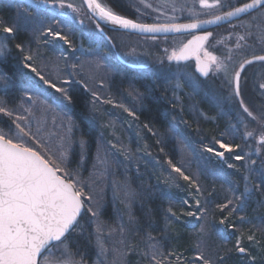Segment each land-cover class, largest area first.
<instances>
[{"label":"rangeland","instance_id":"1","mask_svg":"<svg viewBox=\"0 0 264 264\" xmlns=\"http://www.w3.org/2000/svg\"><path fill=\"white\" fill-rule=\"evenodd\" d=\"M16 1L28 4L36 2V0ZM238 1L242 0H220L222 7L203 8L200 6L199 0H126L135 11L138 22L146 23V20H149L152 24H171L210 18L218 15L222 9L234 6ZM98 2L100 1L98 0ZM208 2L211 4L214 3V0H208ZM65 3L72 4L78 11H73L67 7L62 9L58 6H48L39 9L34 8V15L39 14V10H42V15L49 12L51 15L58 16L78 26V31L83 32L81 34H84L87 40L91 39L92 42L87 41L88 47L85 49L69 47L59 40H54L50 44L43 42L42 48L49 50L48 52L40 50L39 56L35 57L34 60L37 71L58 86L68 89L69 87L66 85L69 84L62 83L64 80H69L71 81L70 84L77 85L84 82L88 92L93 97V102L99 104H95L90 109L94 114L92 120L94 126L97 127L98 134L91 158L88 157L85 143L82 148L81 141L77 137L76 139L71 137L72 127L69 130V120L64 116L69 107L68 105L65 106L67 102L63 101L60 93L48 88L37 76H34L33 80L30 79L37 83L40 94L38 93V96L35 97L28 94L23 104L19 106V110H22V112H16L15 110L13 115L8 117L10 122H6L4 126L6 132L1 129L0 132L11 136L13 139L19 136L20 139L34 148L37 147L38 141L40 150L46 151L48 155L57 160L60 158V153L66 151V166L72 170L78 168L85 185L91 184L94 196L92 203L94 206H100V214L104 207V199L106 198L111 202L113 219L108 221L101 216V219L108 226L118 229L119 225L123 223L127 227L129 212L134 215V207H132L134 198L130 199L126 195L134 193V191L131 189L129 182L124 179L125 168L131 167L136 177H139L144 174L145 170L141 171L137 166L139 164L145 165L146 160L154 162L152 165L155 166L156 179L160 184L164 180L165 187L168 190L175 185L176 177L169 165L166 167L164 164V168L161 169L158 162L156 163L155 159L153 160L147 144L141 145L137 149H131L129 147L130 137L128 136V139L126 136H121L120 120L122 123L125 122L126 125L123 124L126 126V130L133 127L131 118H128L130 120L127 119L130 115L124 110L125 108L129 110L126 104L133 100L131 94L126 92L127 89L116 88V90H110L107 75H103V66L106 60L111 59L116 63L132 68H143L151 73L153 81H158V84L165 88V96L169 104L167 115L174 111V118L182 125L180 127V130L183 131L182 134L184 136L190 135L189 139L184 138L181 134L182 144L178 147L180 150L179 160L184 171L194 174L204 172L212 174L216 176L215 180L221 185L220 188H222L224 182L232 183V180L226 176V172L235 173L237 171L236 167H223L224 160L206 151V149L211 147L223 151L219 149L217 141L234 145L236 142L238 143L239 139L241 141L238 151L245 156V160H234L237 168H239L237 172L242 174V179L244 175L248 174L244 167L248 160H255L256 164L252 167L257 170L260 169L262 163H264V145L258 142L259 135L264 132V119H261V113H264V89L260 87L261 84H264V62L248 66L242 74L240 86L244 94L242 93L237 97L234 93V83H230L242 61L247 57L264 54V36L259 34L255 27L250 30L242 27L251 19L249 15L242 20L240 19L235 23L212 31V36L204 47L211 54L218 57L222 67L219 71H216V66L212 65V70L206 78L202 79L194 71L196 64L194 60L185 63H174L173 60L168 59L174 51L178 52L183 47L191 35L157 38L141 37L115 31L108 32L105 31L106 29L101 31L100 26L97 27L98 24L87 13L81 0H65ZM252 15H256V13ZM1 20L0 17V29L5 25L4 21ZM249 31H251V35L247 34ZM7 35L0 30V39ZM239 36H245V39L240 40V47H237ZM42 39L43 41L46 39L51 40V37L43 35ZM94 42L98 43L97 46L90 47L89 44H94ZM6 43L7 49L4 50V55L0 56V60L6 58L14 60L15 56L11 54L8 40ZM99 43H103V48H100ZM63 53L67 54L63 55ZM229 55L230 59L228 58ZM201 56L203 57V53H201ZM74 65L75 67H73ZM31 68L25 67L29 75H32ZM100 73L102 75H99ZM193 80L199 84L198 88L194 89ZM118 89L123 94L118 93ZM109 91L113 93L110 94ZM247 92L248 94L245 95ZM108 94L115 97L120 94L121 103H112L113 99L106 98ZM29 96L32 97L31 100L28 99ZM241 99L253 115L258 117L257 120H253L244 112L240 105ZM208 115H211V121L217 119L224 127L222 136L217 139H213L201 131L199 124L205 123ZM16 117H20V119L17 120ZM185 119L188 121H185ZM17 123L26 132H30L35 139L21 134L16 127ZM245 125H247V128ZM248 131H252L253 136H246ZM113 144L116 145L115 148L112 147ZM73 154L76 163L71 166L68 162ZM125 154L129 158L126 159ZM227 154L231 153L226 152L225 155ZM193 156H195V160L191 163ZM215 158L222 162V164L219 163L222 167L218 165L219 168H211L210 164L215 162ZM193 164H195V168H193ZM147 169L150 170L148 167ZM104 190L108 191L107 197H103ZM218 194L221 196V191ZM125 202L130 204V207H126ZM254 209L251 211L255 214L257 210L254 211ZM245 213V216L251 215L250 211ZM82 215L84 217L82 225L85 231L89 230L92 234L95 247L94 226L90 223L92 217L86 212V209ZM243 226L248 228V231L251 228V225L248 224ZM221 229L223 228L221 227ZM244 234H248V232ZM125 235L127 240L130 241V234L126 232ZM119 238L117 232L111 240H108L107 237L105 239L109 248L115 244L127 255L130 254L127 244L119 245L115 243ZM73 251L75 252V250ZM148 251L146 246L145 253ZM145 253V260L150 264L151 256L146 257ZM79 258V256H76V259ZM96 259L97 250L95 248V257L91 264H94ZM111 259L112 253L110 252L109 260ZM123 262L124 264H130L127 261V256L123 257Z\"/></svg>","mask_w":264,"mask_h":264},{"label":"snow or ice","instance_id":"2","mask_svg":"<svg viewBox=\"0 0 264 264\" xmlns=\"http://www.w3.org/2000/svg\"><path fill=\"white\" fill-rule=\"evenodd\" d=\"M200 6L203 8H219L222 7L220 0H214V3H209L208 0H199ZM84 3L93 12L98 15L100 19L111 22L114 25H119L124 29H134L141 32H180L182 30L197 29L201 27L200 22H193L189 24H163V25H147L134 23L132 20L126 19L116 14L111 8L98 2V0H84ZM56 7L70 8L73 11H78L72 4H66L65 0H36L34 4L29 3L28 8H24V27L28 29L27 16L31 15L30 8H42V7ZM19 8L20 6L17 5ZM231 11H227L223 16H216L214 20L205 21L204 23H216L221 20H231L233 17H241L242 14L249 15L251 19L242 25L247 29L256 28L257 32L264 36V0H247L240 6H230ZM256 13V15H252ZM19 16V13H18ZM82 23V21H81ZM20 25L4 26L2 30L8 34L3 39H0V56L4 55V50L7 49L6 41L14 39V33L19 30ZM99 27V25H97ZM251 35V31L247 33ZM46 37H51V40L46 39L44 43L50 44L54 40L63 41L65 45L72 46V41L69 37L63 34L61 31L54 30L52 27H48L46 31L39 33ZM212 36L211 32H207L202 36H193L187 44H184L179 51H174L169 60L186 61L192 57L196 59V68L203 76H207L211 71V66H216V71H219L222 67L217 56L211 54L205 49V44ZM38 38V37H37ZM245 36H239L237 47H240L239 41L244 40ZM16 47L21 52L24 51L22 44H16ZM74 50V49H73ZM201 53H203L204 59H201ZM231 58L230 55L228 57ZM25 60H32L31 55L24 56ZM254 61L264 62V55L254 56L252 60H245L240 65V71L234 73L232 81L234 83V92L237 97L241 95L240 91V72L244 70L246 64H251ZM26 68L30 65L25 64ZM75 67V65L73 66ZM31 71L36 74L39 80L43 81L50 89H54L55 92L60 93L63 101L67 102L65 106L73 103L71 93L67 88L58 86L56 83L49 79H46L41 72L36 68H31ZM0 79H5L4 73L0 71ZM63 84H70L71 81L64 80ZM193 87L198 88L199 84L193 80ZM260 87L264 89V84ZM32 99L31 96L28 97ZM110 102V101H109ZM240 105L244 112L248 114L253 120H257L258 117L245 106L244 101L240 100ZM121 107H123L121 105ZM129 115H135V113L124 109ZM0 112L5 113L8 116L13 115L5 107L0 106ZM17 120L20 117H16ZM261 119H264V113H261ZM72 122L69 121V130H71ZM16 127L20 130V133L31 136L30 132H26L20 124H16ZM147 127V125H145ZM247 128V125H245ZM246 136H253L252 131L246 132ZM259 144L264 145V132L259 135ZM84 141H81V147H84ZM219 149L207 148L206 151L213 153L215 156L224 160L225 153H233L231 159L236 161L245 160V156L241 155L238 151L239 145H231L224 142L217 141ZM116 147L115 144L112 145ZM122 154L123 150L121 149ZM259 152V150H257ZM125 158H129L125 154ZM67 152L62 151L60 153L59 160L54 159L48 155L46 151H42L39 148V142L37 141V147L29 146L26 142L17 136L13 139L0 132V264H86L85 255L72 251L69 247V240L73 233H81L85 231L84 226L80 223L82 212L86 209V212L90 214L92 219L90 223L94 226V239L95 248L97 250V259L94 264H124L123 257L127 255L125 251L117 248L115 244L109 248L106 242L118 232L119 239L115 242L119 245H126L128 251H132L134 246L127 240L125 233L139 234L141 225L137 218L129 212L127 227L121 223L119 228H113L108 226L102 219L100 214V206H94V196L92 194L91 184L85 185L84 180L80 176L79 169L72 170L66 166ZM172 166V170L177 172L185 181L190 184L193 183L191 178L182 171L181 168L172 165L171 161H168ZM256 164L255 160H248L244 167L248 174L243 176L244 189L237 192L236 189L230 188L231 198L227 199L226 203L218 204L222 218L218 223L224 227L227 231L231 229L236 231L237 225L232 219L233 214L238 211L243 212L247 209L250 202H255L256 209L264 208V163H262L259 170L252 166ZM229 168L236 167L235 165L228 163ZM239 171V168H237ZM195 187V185H193ZM196 191L200 192L201 189L196 187ZM257 193L260 199H256ZM129 198H134L135 194H126ZM209 195H212L210 192ZM187 204V201H184ZM126 207H130V204L125 202ZM196 211L181 212L178 215L171 207L167 209L165 216V229L162 235L167 237V233L172 230L171 225L174 221H179L182 215L194 217L195 219L202 221L199 225L200 240L196 245V255L193 257L190 264H227V257L234 251L248 261V264H257L258 258L264 261V215L256 217H247L244 215L239 216L241 224L251 225L248 234L245 236L241 232L240 236L236 238V243L233 248L224 251L215 250L211 254H208L204 250V237L207 235V224L205 220V208L201 211L200 201H196ZM201 212L200 215L197 213ZM152 227L151 223L148 225ZM259 234V238L257 236ZM221 239H225L223 233L219 234ZM91 244L92 240H88ZM146 243L148 252L145 256H151L150 264H184L181 260V255L174 251L168 252V256H175V261L168 260L163 251H161V243L152 235L151 231L146 232ZM255 249V252L253 251ZM112 253V259L109 260V253ZM79 255L80 258L76 259Z\"/></svg>","mask_w":264,"mask_h":264},{"label":"trees","instance_id":"3","mask_svg":"<svg viewBox=\"0 0 264 264\" xmlns=\"http://www.w3.org/2000/svg\"><path fill=\"white\" fill-rule=\"evenodd\" d=\"M99 1L101 4L111 8L116 14L138 22L136 20L135 11L126 0ZM17 5L20 7L18 8ZM28 6V3L16 0H0V17L2 18L1 21H4V26L11 27L17 24L20 25L19 30L14 33L15 38L8 40L11 54L15 56L14 60L11 58L0 60V71L4 73L5 77V79H0V106L6 107V109L12 113L15 110L16 112H22V110H19V106L23 104L28 94L34 97L38 96V85L30 79L32 78L33 80L36 74L31 72L32 75H29L24 65L28 64L30 65L28 68H36L37 66L34 58L39 56L40 50L46 52L49 50L48 48H46L48 50L42 48L41 45H43L44 42L42 39L43 35H39V33L46 31L48 27L61 31L72 41V48L81 47L85 49L88 47L87 41H91V39L87 40L84 34H81L83 32L78 31L79 27L75 24L69 23L58 16L51 15L49 12H45L46 14L42 15V10H39V14L34 15V8L29 9L31 15L27 16V21L28 29L30 30H26L23 26V18L25 16L23 9L28 8ZM146 23H150L149 20H146ZM105 31L112 32L109 30ZM18 43L24 46L23 52L16 47ZM97 44V42H94V44H89V46H97ZM99 46L103 48V43H99ZM65 54L67 53H63V55ZM27 55H31L33 59L25 60L24 56ZM99 75L102 74L100 73ZM103 75H107L110 90H116V88L121 90L127 89L126 92H129L132 96L133 101L123 104H126L129 110L135 113L134 116L130 115V117H127V119L131 118L133 127L126 130L125 122H123L125 125L121 120L119 122L121 125V136H126L128 139L130 137L129 141L131 142L129 147L131 149H137L141 145L147 144L148 150L153 156V160L155 159V162H158L161 169L164 168V164L167 167L169 165L168 161H171L172 165L181 168L185 175L189 176L193 181V183L190 184L177 172L173 171L176 177L175 185L168 190L167 187H165L164 180H162V184L157 181L154 170L155 166L152 165L154 162H148L149 160H146V162H144L145 165L139 164L137 166L138 169H141V171L145 170L144 174H141L139 177H136L131 167L125 168L124 179L129 182L135 194L132 204V207H134V216L141 225L139 234H135V232L130 234V242L134 248L130 251V254L126 255L128 263L148 264V261L146 262L145 260L144 253L147 246L146 232L151 231L152 235L161 243L160 250L164 252L166 262L168 260L175 261V256H168V252L174 251L178 254H182L181 260L184 264H190L193 257L196 255V245L200 240L199 225L202 221L194 217L182 215L179 221H174L171 225L172 230L167 233V237L162 235V233L165 229V216L169 207L180 215L182 211H196L197 200L200 201L201 211L205 208L207 209L205 213L207 235L204 237V250L208 254H211L215 250L224 251L233 248V245L236 243V238L241 232H248V228H245L243 226L244 224L240 223L239 216H245L246 211L251 212V215L247 217L264 215V208L258 209L255 214L251 211L256 208V204L253 201L249 203L245 211H238L233 214L232 219L236 223L238 230L232 231L229 229L226 231L224 227L218 223L219 219L222 218V213L217 205L226 203L227 199L231 198L232 195L229 190L226 191L224 189L234 188L237 192L243 191L244 181H242V174L237 171L235 173L231 171H228V173L226 172V176L232 180V183L224 182L222 183V188H220L221 185L215 180L216 176L212 174L210 175L206 172L194 174L184 171L179 160L180 150L178 149L179 145L182 144L181 134L183 131L180 130L182 125L174 118V111L171 112L170 115H167L169 104L166 100L165 88L159 85L158 81H153L151 73L147 72V70L143 68H132L124 64L116 63L111 59L106 60L103 66ZM77 80L81 81L79 79ZM81 83L82 84L79 85H66L69 87L68 91L72 95L73 103L68 105V110L65 111L64 116L72 122L71 137L75 139L77 137L78 140L85 142L88 157L91 158L93 150L95 149L94 146L97 143L98 134L97 127L94 126L92 120L94 114L90 109L95 104H99L93 102V97L90 92H88L84 82ZM119 89L118 93L123 94ZM111 93L113 92H110V94ZM120 94L116 97L108 94L106 98L113 99L111 102L114 104H120L122 101ZM8 117L10 116L0 112V129L4 132H6L4 130L6 122H10V118ZM210 118L211 115H208L207 121L199 125L201 131L207 134V136L217 139L222 136L224 127L217 119L211 121ZM185 121L188 120L185 119ZM145 125H147V127H145ZM184 138L190 139V135H185ZM240 141L241 139L233 146L240 145ZM233 155H235V152L225 155L228 162H224L223 167L228 166V163L236 166L234 159H231ZM74 156L73 154L68 162L71 166L76 163ZM192 158L191 163L194 162L195 156ZM214 161L215 162L210 164L211 168H219L218 165L220 166L219 163L222 164V162L216 158ZM194 165L195 164L192 165L193 168H195ZM147 167L150 170H148ZM170 167L172 169V166ZM193 185H195V187ZM196 187H199L201 191L197 192ZM219 191H221V196L218 194ZM107 192V190L103 191V197L108 196ZM210 192L212 195H209ZM256 199H260L258 193ZM184 201L188 203L185 204ZM112 212L113 208L111 202L105 198L101 216L103 219L111 221L113 219ZM197 214L200 215L201 212ZM83 218L82 215L80 218L81 224ZM149 223L152 225L151 228L148 227ZM221 227L223 229H221ZM220 233L224 234L225 239H221ZM246 235L247 234H245V236ZM257 236L259 238L258 234ZM89 239L92 240L91 244L88 243ZM69 247L72 251L75 250V252L78 251L84 254L86 264H91L93 262L95 247L93 236L89 230L84 231L83 234L79 232L73 233L69 240ZM253 251L255 252V249H253ZM227 264H248V261L233 251L227 257ZM257 264H264V261L258 258Z\"/></svg>","mask_w":264,"mask_h":264},{"label":"water","instance_id":"4","mask_svg":"<svg viewBox=\"0 0 264 264\" xmlns=\"http://www.w3.org/2000/svg\"><path fill=\"white\" fill-rule=\"evenodd\" d=\"M81 1L83 3L87 13L89 14V16L100 26V29H106V30L115 31V32H122V33L131 34V35H137V36H141V37H157V38H161V37H174V36L191 35V34H193L194 36H202V35H205L207 32H212L216 28H219V27H222V26H225V25H229V24H231L233 22H236V21L248 16L246 14H242L241 17H233L231 20H221V21H218L216 23H211V24L204 23L205 21L214 20L215 17L218 16V15L219 16H223V14L225 12L232 10V9H230V10H227L225 12H222V13H220V14H218L216 16L210 17V18H206V19H202V20H194V21H188V22L175 23V24H189V23H193V22H200L201 23V27L197 28V29H190V30H186V31L182 30L180 32H141V31L134 30V29H124V28L120 27L119 25H114V24H112L109 21L100 19L98 15L93 14V12L84 3V0H81ZM129 20H131V19H129ZM132 21L134 23H138V24L153 25L152 23H140V22H136L134 20H132ZM155 25H163V24H155ZM192 38L193 37H191L189 40H191ZM188 41L185 44H187ZM252 59L253 58H251L249 60H252ZM189 60H194L196 62L195 57H192V58H190V59H188L186 61H179V62L173 60V62L174 63H185V62H187ZM254 62H259V61H254ZM246 65H248V64H246ZM194 71L198 75V77H200L202 79L206 78V76H203L199 71H197L196 64H195V67H194ZM237 71H240V67L238 68ZM240 74H241V72H240Z\"/></svg>","mask_w":264,"mask_h":264},{"label":"flooded vegetation","instance_id":"5","mask_svg":"<svg viewBox=\"0 0 264 264\" xmlns=\"http://www.w3.org/2000/svg\"><path fill=\"white\" fill-rule=\"evenodd\" d=\"M245 2H247V0H242V1H238L234 6H239V5H241V4H243V3H245ZM230 9H232V7H230V8H226V9H222V11L220 12V13H222V12H225V11H227V10H230ZM219 13V14H220ZM248 17V16H247ZM242 19H244V18H242ZM241 19V20H242ZM239 21V20H238ZM237 22V21H236ZM233 23H235V22H233ZM232 24V23H231ZM218 29V28H217ZM101 31L103 30V29H100ZM214 31V30H213ZM211 33H213V32H211ZM192 35L193 34H191V36H189V39L192 37ZM194 36V35H193ZM264 55V54H263ZM256 56H259V55H256ZM254 57V56H253ZM253 57H247L245 60H249V59H251V58H253ZM201 59H204L202 56H201ZM244 60V61H245ZM244 61H242V63L244 62ZM262 61H259V62H253V63H251V64H248V65H246L245 67H244V70L241 72V74H240V79H241V77H242V74L244 73V71L246 70V68L248 67V66H250V65H252V64H256V63H261ZM241 63V64H242ZM240 64V65H241ZM240 65H239V67H240ZM238 67V68H239ZM238 70V69H237ZM233 88H234V86H233ZM240 91H241V94L243 93L244 94V92L242 91V88H241V86H240ZM235 93V92H234ZM248 94V92L245 94V95H247Z\"/></svg>","mask_w":264,"mask_h":264}]
</instances>
